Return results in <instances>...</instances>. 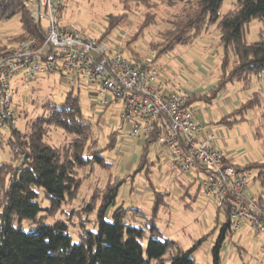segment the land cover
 <instances>
[{
	"label": "trees",
	"instance_id": "16d2710c",
	"mask_svg": "<svg viewBox=\"0 0 264 264\" xmlns=\"http://www.w3.org/2000/svg\"><path fill=\"white\" fill-rule=\"evenodd\" d=\"M223 2L120 0L122 12L107 17V32L125 25L134 12L133 5L144 7L143 20L126 42L129 57L141 59L133 44L141 39L142 32L157 22L160 6L174 9L167 27L159 31L157 39L149 44L155 62L179 45L193 44L209 24L218 22L219 46L223 49L219 80L208 91L193 93L188 103L190 106L196 102L211 104L236 81H244L245 89H249L254 76L264 80V0H237L235 6L219 19ZM16 14L20 16L21 32L12 37H0V54L10 52L15 42L38 34V26L21 0L0 2V26ZM253 20L260 21L263 28L258 40L249 41L246 31ZM75 89L80 88H72L62 103H47L44 113L31 122L25 133L13 126L8 127V134H4V126L0 125V153L7 148L9 154L7 161L0 158V264H197L194 254L203 239L192 248L183 250L180 243L165 236L158 225L160 195L166 194H156L151 213L121 206L113 212L111 220L106 217L110 206L115 204L119 188L144 167L151 151L149 140L141 149L138 170L123 179L109 182L101 190L96 188L89 202L79 211L96 212V229L87 228L88 219L81 217L79 240L76 241L65 221L45 222L67 200L77 197L83 182L81 170L94 166L110 170L113 166L102 152L116 147L118 131H113L110 141L101 148L95 137L94 123L84 115L79 95L74 94ZM262 99L261 93H256L254 100L242 103L224 116L220 124L231 126L245 120L243 111ZM262 107L264 119V101ZM238 113H241L240 118ZM53 129L59 130L64 139L49 142ZM244 168L258 173L256 178L262 189L256 198L246 196V191L245 196L264 209V162H251ZM41 193L50 201L47 208L40 204ZM224 216L225 222L212 247L209 264H222L224 242L232 236L228 212Z\"/></svg>",
	"mask_w": 264,
	"mask_h": 264
},
{
	"label": "rangeland",
	"instance_id": "374dc122",
	"mask_svg": "<svg viewBox=\"0 0 264 264\" xmlns=\"http://www.w3.org/2000/svg\"><path fill=\"white\" fill-rule=\"evenodd\" d=\"M236 2L237 0H224L219 19L232 9ZM132 9L134 12L128 17L125 25L116 26L107 32L109 28L107 17L122 12L120 0H66L62 7L61 26L82 31L93 38H100L112 47L120 46L129 57L128 52L126 53V42L137 31L138 23L143 20L146 12V9L139 5H133ZM174 11L160 6L157 11V22L142 32L141 39L133 44V47L139 52L141 59L149 60L160 71L161 91L182 89L192 94L203 93L218 82L221 74L223 49L219 46L218 22L209 24L193 44L179 45L168 55L154 62L149 44L157 39L159 31L167 27ZM262 28L263 24L260 21L253 20L246 31L247 39L258 40ZM20 32L21 22L18 14L13 15L0 26L1 38L12 37ZM14 44L16 45L17 42ZM13 85L17 91L14 105L18 111L15 126L24 133L29 130L31 122L44 113V106L47 103H62L67 93L72 90L57 76L39 79L16 78ZM73 91L75 95H79L84 115L94 123L95 137L99 139L101 148L110 141L112 132L118 131L116 147L102 152L113 163L112 168L109 170L94 166L81 170L80 176L83 182L77 197L72 201L67 200L56 214L45 219L47 224L59 220L65 221L69 226L70 234L78 241L81 217L88 219L87 228L96 229V212L79 211L89 202L96 188L101 190L109 182L123 179L129 173L138 170L143 146L139 141L129 138V131L121 120L123 111L121 104L113 103L107 107L94 106L87 89L80 88ZM256 93H261L263 99L243 111L245 120L231 126L220 124V120L226 114H230L242 103L254 100ZM263 101L264 80L254 76L249 89H245L244 81H236L229 85L213 103L196 102L193 106L197 109V116L204 119L205 124L208 125L207 128L219 137L217 146L230 156L231 162L236 166L264 162ZM237 117L240 118L241 113H238ZM2 132L8 134L9 128L3 127ZM51 134L53 138L55 137L53 139L51 136L48 139L51 143L64 139L59 130L53 129ZM166 157L161 148L151 149L144 167L133 178H127L119 188L115 204L110 206L106 217L111 220L113 212L121 206L136 207L151 213L154 211L156 194L164 193L166 195H160L162 200L157 212L158 225L164 235L178 241L183 250L192 248L203 239L194 257L197 264H209L211 250L221 225L225 222V216L221 212L218 213L216 205L207 200L198 189L199 183L205 179L204 173L192 170L190 176L183 174L172 163L167 162ZM0 158L4 161L9 160L7 148L0 153ZM257 175V172H253V178L246 189V196L249 198H256L262 192ZM192 184L194 185L187 190L186 187ZM39 201L43 208L50 205L49 199L43 193ZM24 226L27 229L28 223H24ZM263 243L264 236L251 229H247L245 234L232 233V236L227 237L224 242L221 252L222 264H264Z\"/></svg>",
	"mask_w": 264,
	"mask_h": 264
},
{
	"label": "built area",
	"instance_id": "2783aa9c",
	"mask_svg": "<svg viewBox=\"0 0 264 264\" xmlns=\"http://www.w3.org/2000/svg\"><path fill=\"white\" fill-rule=\"evenodd\" d=\"M21 1L38 34L0 54V125L17 123L16 78L57 76L70 88L87 89L94 106L121 104L129 138L141 146L149 140L151 149L161 148L167 162L183 174L204 173L199 187L221 213L228 212L233 234L251 229L264 236V209L245 196L253 172L232 164L217 146L219 137L188 105L192 93L161 91L160 71L149 60L130 58L120 46L62 27L66 0Z\"/></svg>",
	"mask_w": 264,
	"mask_h": 264
},
{
	"label": "crops",
	"instance_id": "0c3cea01",
	"mask_svg": "<svg viewBox=\"0 0 264 264\" xmlns=\"http://www.w3.org/2000/svg\"><path fill=\"white\" fill-rule=\"evenodd\" d=\"M204 92H206V91H204ZM201 93H202V92H201ZM228 102L231 103L229 99H228ZM232 105H233V104H232ZM191 106L193 107L194 104H192ZM233 107H235V106H233ZM193 108H195V107H193ZM234 110H235V109H234ZM234 110H233V111H234ZM196 111H197V109H196ZM226 115H229V114H226ZM197 118H198V119L203 123V125L207 128L208 125L205 124L204 119L200 118L199 116H197ZM219 148H221V147H219ZM228 157H229V159H230V161H231V158H230L229 155H228Z\"/></svg>",
	"mask_w": 264,
	"mask_h": 264
}]
</instances>
